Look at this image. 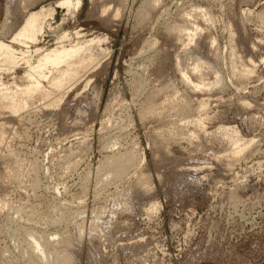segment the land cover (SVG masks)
Here are the masks:
<instances>
[{
    "label": "rangeland",
    "instance_id": "rangeland-1",
    "mask_svg": "<svg viewBox=\"0 0 264 264\" xmlns=\"http://www.w3.org/2000/svg\"><path fill=\"white\" fill-rule=\"evenodd\" d=\"M5 1L0 40L18 56L11 37L41 7L53 14L37 53L64 33L104 52L57 105L37 92L17 112L0 102V264H45L30 232L66 264H264V0H82L75 16L59 0H13L8 17ZM26 70L1 69L0 95ZM234 131L254 143L224 156ZM122 152L134 164L108 175Z\"/></svg>",
    "mask_w": 264,
    "mask_h": 264
},
{
    "label": "bare ground",
    "instance_id": "bare-ground-1",
    "mask_svg": "<svg viewBox=\"0 0 264 264\" xmlns=\"http://www.w3.org/2000/svg\"><path fill=\"white\" fill-rule=\"evenodd\" d=\"M16 1L18 2V0H16ZM35 1L36 0H27V2L25 4H27L26 6L29 5L28 7H30L31 4L33 5V3H35ZM5 2H6L5 8H4L5 9V16L8 17L11 14V11L15 9L14 7H13L14 8L13 9L12 6L15 5V7H16V4L13 0H7ZM12 3H13V5H12ZM19 3H21V1ZM22 3H23V1H22ZM81 3H82V0H59V2L57 4L59 6L65 7L68 13H70L72 16H75L76 13L80 9ZM35 5H36V3H35ZM52 14H53L52 8L41 7L39 10L30 11L25 16H23L22 21L20 22L18 29L16 30V32L11 37L12 38L11 42L13 41L15 43H20L21 45H24L25 48H27L24 51L25 53L22 52L18 56L17 53L14 51V48L12 47L11 44L5 43L2 40H0V70L1 69L6 70V69L13 68L15 64L19 63V61H24V63L27 64V70L25 73H26V77L28 78V81L23 86V88H20L14 94L1 93V95H0V102L2 103L4 100H6L7 104H5L4 107L7 108L11 112H17L18 111V108L21 105V100H20L21 96H23L24 99H27V98H30L36 92L40 93L41 97L44 98L48 104L57 105L58 102L60 101L61 97H62L61 95L63 94V92H66L68 90V88H70L76 82V80L78 79V77L80 75V72L84 71L86 68H88L89 66L94 64L99 59L100 55L104 52V48L101 46V43L99 40L88 39L85 41H73V42H69L68 44H62L61 43L62 39L68 36L67 33H64L61 36H57V42L53 48L47 49L44 53H37L40 50V48L35 47V43L38 40V36L40 34H42L43 29L45 28V25L48 24V23H46L47 18L50 17ZM184 30L186 31V35H188V37H189L188 32L190 30L192 31L191 27L188 28V27L182 25V26H177L175 28V31L178 34L182 33ZM70 34H72V33H70ZM73 34L79 35V33L77 31L73 32ZM29 44L34 46V49L32 50V52L37 53L36 60H32L31 55H29V53L31 52L29 50V47L31 45H29ZM197 59H198V62L195 63V66H194L195 68L198 67L199 63H201V61H199V60H201V57H199V55L197 56ZM251 73H252V70H248L244 73V76L249 75ZM182 76L187 80L189 78L186 76L185 73H183ZM42 81H46V85L44 87L42 85ZM195 86L196 85H194V87ZM201 102H203V101H201ZM4 103H2V106ZM197 104H198V102H197ZM198 106H199V104H198ZM200 106H206V105L203 102V103H201ZM199 107H198V109H199ZM201 111H202V109H201ZM191 120L189 119V122ZM199 121H202V119H200ZM199 121L197 120L196 122H198V123H196V124H199ZM193 124H194V121H193ZM219 129L224 133V135H226V133H228V127H223V126L221 127V125H220ZM231 133L233 134V137L231 139V144H230V145H232V147H230L229 152H227V154L225 153L224 156H226V155H229V156L230 155L231 156L240 155L241 156V153H243L245 150L250 148L251 145H253L254 139L250 138L249 140H245V139L243 140L242 138H240V136L238 137L236 131L231 132ZM191 134H193V133H191ZM122 153H123V155H121V157H120V155L118 157L116 156L114 158L110 157L112 155L109 156L110 158H112V159H110L111 163L108 164V162L106 161L107 165H105V167L107 166V169H108V171L106 169V171L108 172V173L107 172L106 173L108 175L111 176L112 173H114L116 175L120 174L125 168L130 167L132 165V163H133L132 152H131V155H126V156L124 155V152H122ZM113 156H114V154H113ZM221 156H223V155H221ZM212 157H213V155H212ZM218 158H220V157H218ZM118 191H120V190H118ZM123 191L124 190H122V192L120 191L121 194H117L118 198H116L115 200L113 199L115 201V203H116V201H120L119 200L120 196L125 195V198H126V195L128 193L126 191H125L126 193H123ZM113 195H114V193H113ZM114 197H116V196H114ZM121 198L124 200V197H121ZM128 200L127 201L124 200L126 202H124V201L123 202L121 201V202L124 204L125 203L128 204V202H131ZM124 204H121V205L123 206ZM155 204H153V205L155 206ZM115 205H118V203H116ZM128 205H130V204H128ZM124 207H126V206H124ZM127 207H129V206H127ZM116 208H115V210H116ZM118 208H121V207H118ZM149 208H151V207L149 206L148 209ZM112 210H113V212L115 211L114 209H112ZM150 210H149V212H150ZM154 210H155V207H154ZM80 212H81V210H80ZM151 212H153V211H151ZM32 233L33 232H30V234H29V236L31 238V242H32L30 247L32 248V251H33V252H31V254L33 253L32 255H33V257H35V259L41 260L45 264H66L65 263L66 261H67V263L71 262V261H69V258L72 255L69 256L70 254L68 252H67V254L65 252L63 253L61 251L63 249L59 250V249L55 248L54 246H53V248L50 247V249H49L48 245L51 244L49 242V239L46 238L47 240L46 239L44 240L43 239L44 237H41V236H38V235H36L34 233L32 234ZM78 235H80V234H78ZM68 239H67V241L69 242ZM67 241L64 239V242L63 243L60 242V243L63 246V244L65 242L68 243ZM70 243H69V245H70ZM50 257L53 258L52 259L53 261L51 263L49 260V259H51ZM35 259H34V261H36ZM31 260H33V259H31ZM48 261H49V263H48ZM32 263H34V262H32Z\"/></svg>",
    "mask_w": 264,
    "mask_h": 264
}]
</instances>
